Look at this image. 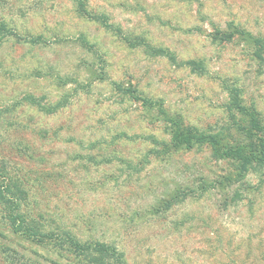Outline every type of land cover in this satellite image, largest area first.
<instances>
[{"label":"rangeland","instance_id":"374dc122","mask_svg":"<svg viewBox=\"0 0 264 264\" xmlns=\"http://www.w3.org/2000/svg\"><path fill=\"white\" fill-rule=\"evenodd\" d=\"M79 3L106 19L84 18ZM2 21L12 35L0 41V173L20 186L23 212L54 233L113 244L127 264H264V182L214 183L230 166L204 147L139 165L152 148L147 138L167 140L168 131L114 84L159 100L187 127L242 137L252 118L227 109L221 82L239 87L242 104L264 119V62L242 39L211 37L234 25L263 42L264 0H0ZM142 42L179 61L203 59L207 72L151 55ZM177 189L196 192L162 208ZM2 215L0 264L22 261L19 254L76 263L51 243L13 234Z\"/></svg>","mask_w":264,"mask_h":264},{"label":"trees","instance_id":"16d2710c","mask_svg":"<svg viewBox=\"0 0 264 264\" xmlns=\"http://www.w3.org/2000/svg\"><path fill=\"white\" fill-rule=\"evenodd\" d=\"M79 11L86 19L101 20L106 19L104 15L95 17L90 15L85 10V6L79 3ZM104 27L112 31L114 25L108 24L106 21ZM12 35L10 29H7L6 24L0 22V41ZM212 41L218 43H230L235 38L242 39L248 45L253 57L260 62H264V55L261 47L264 45L262 39L252 34L250 31L238 28L234 25H228L225 29H216L212 33ZM39 38L32 37L29 39L31 43H37ZM80 46L86 51H93L94 47L85 41L83 36H80ZM260 42H262L261 46ZM146 50L151 55H158L169 58L172 63L178 67H186L190 72L198 74H206L207 69L203 59H187L179 61L173 53L162 47H154L148 43L142 42ZM259 46V47H258ZM116 88L127 95L134 101L140 102L142 107L154 112L157 115L159 122L167 128L168 139L162 140L155 136H149L152 148L147 150L142 159L138 161L139 165H146L152 159L170 157L174 153L182 150H192L194 147H204L210 152L211 157L215 161L226 163L230 166V170L220 176L214 181L220 186H232L233 184H240L243 187H250L247 178L251 175L257 177L258 182H264V119H261L260 113L255 109L249 110L242 104L241 90L232 83H227L225 80L221 82L222 88L227 94L228 107L230 111L232 107L237 109L238 113L251 116L252 121L248 127H244L245 134L238 139L229 141L225 135L209 134L198 131L194 128L187 127L183 124L180 115L170 114L163 107L159 100L152 101L149 98L140 95L135 88L124 87L120 83H114ZM24 100L33 106H38L39 100L31 94L24 97ZM43 108V107H42ZM207 182L199 186V191L203 194L207 187ZM187 191V192H186ZM182 191L177 189L169 198L163 201L162 208H169L173 203H179L185 200L189 194L193 195L196 191L188 189ZM22 194V190L17 183L12 182L11 178H6L0 173V211L3 218L7 221L11 232L17 236L24 238V240L38 245L53 244L59 250L57 253L62 260L68 261L70 257L73 258L74 264H127L123 251H119L113 244H108L104 241L91 239L89 241H81L69 232L54 233L43 227V224L33 219L30 212H23L24 206L18 199V195ZM234 197H238V192L234 193ZM153 212L158 209L151 207ZM64 247V248H63ZM9 251H13L8 249ZM18 254V253H16ZM22 261L15 263L12 259L9 264H39L37 261H29L25 259V254H19ZM47 260V259H45ZM72 260V259H70ZM65 261V262H66ZM52 263H57L53 261ZM63 264V263H62ZM73 264V263H71Z\"/></svg>","mask_w":264,"mask_h":264}]
</instances>
